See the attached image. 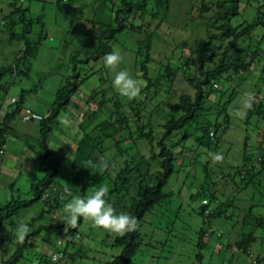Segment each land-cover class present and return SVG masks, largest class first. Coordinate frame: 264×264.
Returning <instances> with one entry per match:
<instances>
[{
    "label": "rangeland",
    "instance_id": "obj_1",
    "mask_svg": "<svg viewBox=\"0 0 264 264\" xmlns=\"http://www.w3.org/2000/svg\"><path fill=\"white\" fill-rule=\"evenodd\" d=\"M198 1L171 0L166 21L158 28H155L157 19L151 20L149 16L138 18L143 28L146 29L149 23L150 29L154 30L148 72L151 77L155 76L167 56L176 66L179 55L182 56L181 62L192 56L188 60L189 71L199 75V62L193 57V52L202 40H207L210 20L207 24L199 19ZM256 1L240 0L239 14L231 18L232 26L239 29L241 23L250 22L259 14L264 15V6L258 7ZM117 2L119 0H0V67L15 63L25 41H30L31 45L35 42L36 45L30 55L17 62L15 75L6 72L2 76L1 81L7 83V91H1V102L11 97L19 99L24 91L22 104L45 113L57 89L69 75L74 71L79 72V77L90 74L71 96L73 103L80 108H75L70 102L53 119L52 129L46 134L51 156L60 163L53 178L54 185L66 181L70 173V159L83 130L79 124L92 109L97 108L89 97L90 91L103 89L113 96L116 92H123V97L119 95L121 101H128L132 97L143 99L147 109L143 114H151V119L157 124L155 134H158L161 131L159 125L170 112L180 113L176 105L178 95L194 90L180 72L169 84L170 87L165 85L157 92L154 88L146 90L147 81L135 61V51L141 47L140 40L147 35L144 29H124L115 39H108L111 53L97 59L91 56L85 59L84 50L93 49L98 43L96 38L85 35L86 29L95 25L93 33L96 34L102 27L99 21L114 24ZM14 7H21L23 12H13ZM202 14L210 16L212 10ZM13 20L16 23L10 24ZM12 31L17 33L16 36L11 37ZM250 35L251 38L244 36L236 44L238 48L248 45L251 50H256V57L246 65L243 74L235 75L230 82L220 76V91L205 98L204 106L208 110L199 111L196 118L183 129L190 135L181 137L183 130H180L166 140V145L176 153L175 169L164 187V200L147 211L140 224L134 226L140 236L128 264H261L253 261L264 254V244L259 237L262 229L253 224L261 215L264 218V166L257 161L262 152L260 140L264 131V100L255 104L258 106L261 103L259 112L249 109L253 106L249 100L253 95L264 98V26L255 25ZM227 42V38H218L211 46H217V51H222ZM244 52L238 50V53ZM175 59L178 61L176 64ZM165 89L169 93L164 92ZM5 107L6 110L10 108ZM74 114H79L78 118ZM91 118L93 123L87 125L88 128L101 120L99 115ZM225 119H228V123ZM207 122H211L210 130L214 131L215 136V143L210 149L197 139L201 134L200 126ZM39 123L22 121L18 113L11 122V128L3 134L0 205L5 203V194L9 189L15 200L30 201L35 198L31 183L45 175L44 170L37 168L41 153ZM214 123L219 126L215 128ZM130 143L124 140L121 147H128ZM135 147L141 153L152 155L151 145L145 139L137 141ZM113 151L111 148L107 152L104 167L110 166L109 162L120 163L119 158L112 156ZM248 161L254 162L255 173L241 175L239 171L246 169ZM156 167L153 164L151 169ZM198 188H202L207 196L211 192L216 196L208 204V211L218 205L223 209L220 216L209 218L206 224L197 211L202 197H190ZM110 199L105 196L85 200L76 195L63 201L54 211L56 220L52 219L51 212L44 211L38 216L42 210H46L44 196L17 208L2 220L0 264H4V260L15 252L22 235H25L27 243L14 264H54L49 256L55 249L64 252L62 264H114L112 259L122 250L115 238L120 232L119 223L128 214V208H120L119 202L110 205ZM86 205L81 222L69 229L41 227L37 233H29L40 225L61 222L66 217L76 220ZM26 226L27 235L24 230ZM202 226L209 234L203 235V245L198 246ZM250 230H253L256 238L250 243V251L244 253L238 250L235 242ZM59 239L64 246L56 245Z\"/></svg>",
    "mask_w": 264,
    "mask_h": 264
},
{
    "label": "trees",
    "instance_id": "obj_2",
    "mask_svg": "<svg viewBox=\"0 0 264 264\" xmlns=\"http://www.w3.org/2000/svg\"><path fill=\"white\" fill-rule=\"evenodd\" d=\"M170 2L171 0H119L114 12V24L99 21L102 27H99V31L96 34L93 33L95 25H91L86 29L85 35L88 34L91 35L90 37L96 38L98 43L95 44L93 49H85L84 54L86 55L85 59H88L89 56L97 59L102 55L111 53L112 50L108 39H115V36L126 28L132 31L147 30V35L143 36V39L140 40L141 47L135 51V61L138 63L143 78L147 81L145 88L146 90L154 88L155 92H157L158 89H163L165 85L171 84L180 72L188 82V85L194 89L193 92H182L178 95L176 105L180 113L174 114L170 112L171 114L166 120L159 125L161 131L155 134L157 124L151 119V114H143L147 110L143 99L138 100L132 97L128 101H121L119 97H123V92H116L114 93L115 96H113L108 95L106 90L93 89L90 91L89 97L96 103L97 108L92 109L79 124L83 130L81 136L76 141V146L70 159V173L66 181L62 184L54 185L53 178L59 170L60 163L58 159H53L51 156L52 152L46 144V134L52 129L51 123L53 119L57 117L60 111L65 110L70 102H72L75 108H80L79 105L73 103L71 96L78 91L79 86L90 74L79 77V72L74 71L73 74L68 76L66 82L57 89L48 111L45 113L40 112L43 118L39 121V145L41 146V153L37 168L44 170L45 175L38 181L31 183L30 187L35 194V198L30 201H18L11 198L0 205V228L4 217L12 214L17 208L31 203L42 196H44L46 210H42L38 216H41L44 211L51 212L53 215L54 211L61 206L63 201L69 200L76 195L81 196L85 200L108 196L111 197L109 200L110 205L119 202L118 206L120 208H128V214L119 223L120 232L115 238V242L122 246L121 254L114 257L112 262L114 264L129 263L140 236L139 231L134 226L140 224L139 222L147 211L164 200L166 196L164 187L175 169L174 161L176 153L166 145V140L171 139V135L174 132L183 130L186 125L196 118L199 111L208 110L204 106L205 98L215 91H220V81L218 79L220 76L224 77L227 82H230L235 75L243 74L246 65L256 57V50H251L248 45L238 48L236 44L244 36L251 38L250 33L255 25L260 24L264 26V15L262 14H259L250 22L241 23L239 29L237 26H232L231 18L239 14L240 0H199V13L201 14L199 15V19H203L202 21L204 23L207 22V24L208 20H210L207 29V40H202L198 44L197 50L193 52V57L199 62L197 68L200 72L199 75L197 76L189 71L188 60L192 56L189 58L187 55L186 61L181 62L182 56L179 55V58L177 57L179 62L175 59V64L178 62L176 66L172 65V59L167 56L166 61L161 62V66L155 76L151 77L148 72L149 62L152 59L150 50L153 45L152 37L154 30L150 29L149 23L146 24V29L143 28V23H139L138 18L143 19L145 16H149L151 20L157 19L155 28H158V25L166 21ZM256 2L259 3L258 7L260 5L264 6V0H257ZM209 10H212L210 16L202 14L204 11ZM12 11L23 12V9L21 7H14ZM129 16H131L130 20ZM12 23L16 22L13 20L10 24ZM94 23L96 22L94 21ZM24 31L27 32L28 30L24 29ZM16 34L12 31L11 37L16 36ZM218 38L228 39L222 51H217V46V49L211 46L214 40ZM183 44L186 45V42H183ZM23 45V48L19 50L20 55L16 58L13 65L0 67V96L2 92L7 91V83L1 81L2 76L6 72H11L15 75L18 69L17 62L30 55L36 46L35 42L31 45L30 41H25ZM238 50L245 52L243 54L238 53ZM172 53H174V49H172ZM164 92L169 93V90L165 89ZM23 93L24 91L21 92L19 99H16L15 103L10 106L0 119V150L5 143L3 134L11 128L12 120L24 106L22 104ZM255 96L250 97L249 101L253 106H250L249 109L252 108L256 112H259L261 103L259 102L258 106L255 105L257 103L253 100ZM1 104L2 102L0 101V107ZM78 115L74 114L76 118H78ZM96 115L101 116V120L88 128L87 125L93 123L91 117L94 116L95 118ZM225 120L228 123V119ZM211 125V122L201 125V134L197 138L209 149L215 143L214 131L210 130ZM213 126L216 128L219 124L214 123ZM224 127L227 126L224 125ZM188 135L190 134L185 129L181 137ZM261 138L260 146L262 152L258 156L257 161L260 166H264V131L261 133ZM142 139L147 140L151 145V156L141 153L139 148L135 147V145L137 146V141ZM124 140H129L131 145L122 148L121 142ZM111 148L114 149L112 156L114 157L115 155L116 158H119L120 163L117 165L116 163L109 162L110 166L104 167L103 163L108 158L107 152ZM245 160H248V158ZM251 162H246V169L239 171L241 175L249 176L255 173V164ZM153 164H156L157 167L152 170L151 166ZM50 186L54 187L49 189ZM46 191L49 192L48 196H45ZM190 197H202L197 211L203 216L205 224L209 222V218L220 216L223 213V209L219 205L209 211L207 210L208 204L216 199V196L212 192L207 196L202 191V188H198L194 193L190 194ZM127 198L129 200L128 204ZM85 209H87V205L80 211L76 220L66 217L61 222L52 221L49 224L40 225L29 233H37L41 227H62L69 229L81 222ZM63 215L66 214L63 212ZM260 217L256 219L253 226L262 229L259 237L264 244V218H262L263 215ZM56 219L57 216L53 220ZM27 227L24 228L25 232ZM29 233L26 232V235ZM208 234L209 232L206 227L202 226L199 230L198 246L203 245L202 237ZM217 235L219 236L220 234L217 233ZM255 238L256 235L253 230H250L244 233L235 244L238 250L248 253L250 251V243ZM26 243V237L22 235L19 246H17V249L9 258L4 260V264L16 263ZM61 246H64V243ZM259 262L264 264V254L261 258L253 261V263Z\"/></svg>",
    "mask_w": 264,
    "mask_h": 264
},
{
    "label": "built area",
    "instance_id": "obj_3",
    "mask_svg": "<svg viewBox=\"0 0 264 264\" xmlns=\"http://www.w3.org/2000/svg\"><path fill=\"white\" fill-rule=\"evenodd\" d=\"M264 100V98H262L261 95H258V96H255L253 98V100L255 102L257 101H260V100ZM16 101V98L15 97H11L9 100L7 99H4L2 104H1V107H0V116H3L5 113H6V107L5 106H9L11 104H14ZM20 113V117H21V120L22 121H40L42 118H43V115L41 113H39L38 111H35L34 109L28 107V106H24L21 108V110L19 111ZM49 195V192L46 191L45 192V196H48ZM52 218H56V215L55 213L52 215ZM63 244L62 240L59 239L57 240V244L58 246H61ZM64 257V253L61 249H55L53 251L50 252V260L52 262H54V264H62L61 263V260L63 259Z\"/></svg>",
    "mask_w": 264,
    "mask_h": 264
},
{
    "label": "crops",
    "instance_id": "obj_4",
    "mask_svg": "<svg viewBox=\"0 0 264 264\" xmlns=\"http://www.w3.org/2000/svg\"><path fill=\"white\" fill-rule=\"evenodd\" d=\"M17 115H18V114H17ZM1 117H2V116H0V119H1ZM8 164H9L8 159H6V165H8ZM10 190H11V189L7 190V191H9V192H7V193L5 194V202H7L9 199L13 198V195H12V193H11ZM27 200H28V199H27Z\"/></svg>",
    "mask_w": 264,
    "mask_h": 264
},
{
    "label": "clouds",
    "instance_id": "obj_5",
    "mask_svg": "<svg viewBox=\"0 0 264 264\" xmlns=\"http://www.w3.org/2000/svg\"><path fill=\"white\" fill-rule=\"evenodd\" d=\"M4 100V99H3ZM3 102V101H2ZM12 105V104H11ZM11 105H9L8 107H10ZM24 107V106H23ZM31 108V107H30ZM8 110V109H7ZM7 110H6V112H7ZM36 111V110H35ZM39 112V111H38ZM40 113V112H39ZM4 116V115H3ZM52 219H54V218H52Z\"/></svg>",
    "mask_w": 264,
    "mask_h": 264
}]
</instances>
